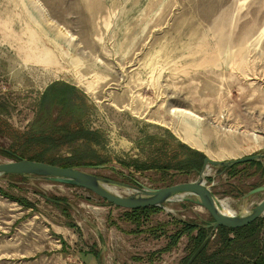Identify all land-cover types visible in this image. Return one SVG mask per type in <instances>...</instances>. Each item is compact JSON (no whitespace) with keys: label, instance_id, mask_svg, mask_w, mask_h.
<instances>
[{"label":"rangeland","instance_id":"1","mask_svg":"<svg viewBox=\"0 0 264 264\" xmlns=\"http://www.w3.org/2000/svg\"><path fill=\"white\" fill-rule=\"evenodd\" d=\"M65 93L98 136L97 159L78 168L104 179L157 189L197 180L206 158L264 154V0H0V163L17 159L41 102ZM87 152L78 141L52 154ZM262 163L211 167L206 185L249 210L264 195L240 200L264 184ZM0 189V264H84L93 252L100 264H184L187 236L161 253L174 220L214 223L175 200L136 226L131 210L32 176H0Z\"/></svg>","mask_w":264,"mask_h":264},{"label":"trees","instance_id":"2","mask_svg":"<svg viewBox=\"0 0 264 264\" xmlns=\"http://www.w3.org/2000/svg\"><path fill=\"white\" fill-rule=\"evenodd\" d=\"M65 88L70 89L68 86H65ZM54 89L55 86L50 87L47 94H54ZM66 97L65 93L57 99L53 98L54 100H43L41 102L33 127L20 136V144L15 146L19 148L14 152L17 159L24 158L46 162L63 168H78V166L92 164L97 159L95 152L90 148L98 136L84 127L83 117L80 116L79 106L81 104L85 105V103L82 100L81 102L75 100L78 106L74 105L75 108H72L73 105H70L74 100H71V102L63 100ZM55 114L58 117L54 118ZM14 139L17 143L16 136ZM78 141H83L89 148L86 158L91 160H84L82 159L85 158L83 156L57 159L52 154L54 149L73 145ZM193 156L195 158L193 166L198 168L203 157L198 153H194ZM247 164L261 168L260 162ZM237 166L229 169L233 170ZM0 192H2L1 189ZM3 195L17 201L24 207H30L26 200L14 198L4 192ZM51 201L60 204L59 201ZM148 210H155V208H143L125 211V213L133 218L132 222L137 226L141 224V216H144ZM173 223L176 224V231L171 236L172 246L165 248L161 253L170 251L171 247L177 246L183 236H187L189 239L186 246L188 255L183 259L184 264H264V218L253 221L244 227L232 229L221 226L215 231H213L211 225L204 222L202 224L174 220ZM94 256L98 258L97 253H94Z\"/></svg>","mask_w":264,"mask_h":264},{"label":"water","instance_id":"3","mask_svg":"<svg viewBox=\"0 0 264 264\" xmlns=\"http://www.w3.org/2000/svg\"><path fill=\"white\" fill-rule=\"evenodd\" d=\"M263 160L264 154H256L229 161H215L206 158L203 161L197 180L157 189L114 182L91 174L85 168H63L46 162L24 158L0 163V176H32L52 183L84 189L125 210L160 207L164 203L175 200L191 202L204 208L209 213L214 220L211 227L215 231L221 226L232 229L244 227L253 221L264 218V197L255 206L246 210V213L241 211L233 215L224 214L220 210V200L206 185L207 170L211 167L229 169L250 162L262 163ZM92 168L102 167L96 166ZM109 185L130 189L131 192L126 195L115 194L108 190L107 186ZM256 195H264V184L246 193L240 201L246 202Z\"/></svg>","mask_w":264,"mask_h":264},{"label":"bare ground","instance_id":"4","mask_svg":"<svg viewBox=\"0 0 264 264\" xmlns=\"http://www.w3.org/2000/svg\"><path fill=\"white\" fill-rule=\"evenodd\" d=\"M11 29V28H9ZM108 190H110L111 192L115 193V194H120V195H123V194H128L131 192L130 189H124L125 191H121L119 190L117 187L115 186H107ZM220 210L224 213V214H227V215H233L236 213V211H234L230 204H229V201L228 200H222L220 201ZM243 213H246V210L242 211Z\"/></svg>","mask_w":264,"mask_h":264},{"label":"crops","instance_id":"5","mask_svg":"<svg viewBox=\"0 0 264 264\" xmlns=\"http://www.w3.org/2000/svg\"><path fill=\"white\" fill-rule=\"evenodd\" d=\"M262 164L264 165V162ZM85 258L86 259L84 260L85 261L84 264H100L99 259L95 258L93 253L92 254L88 253Z\"/></svg>","mask_w":264,"mask_h":264}]
</instances>
